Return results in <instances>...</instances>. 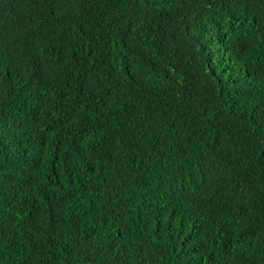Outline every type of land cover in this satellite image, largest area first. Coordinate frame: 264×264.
<instances>
[{
	"label": "trees",
	"instance_id": "1",
	"mask_svg": "<svg viewBox=\"0 0 264 264\" xmlns=\"http://www.w3.org/2000/svg\"><path fill=\"white\" fill-rule=\"evenodd\" d=\"M0 264H264V0H0Z\"/></svg>",
	"mask_w": 264,
	"mask_h": 264
}]
</instances>
